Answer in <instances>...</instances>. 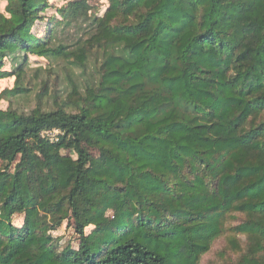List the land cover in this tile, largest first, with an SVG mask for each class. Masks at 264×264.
<instances>
[{
  "label": "trees",
  "instance_id": "16d2710c",
  "mask_svg": "<svg viewBox=\"0 0 264 264\" xmlns=\"http://www.w3.org/2000/svg\"><path fill=\"white\" fill-rule=\"evenodd\" d=\"M7 1L0 81L17 51L86 67L84 46L32 34L50 0ZM108 1L92 83L50 112L0 109V264H199L237 215V264H264V0ZM17 71L0 102L27 91ZM64 222L78 248L55 243Z\"/></svg>",
  "mask_w": 264,
  "mask_h": 264
},
{
  "label": "rangeland",
  "instance_id": "374dc122",
  "mask_svg": "<svg viewBox=\"0 0 264 264\" xmlns=\"http://www.w3.org/2000/svg\"><path fill=\"white\" fill-rule=\"evenodd\" d=\"M85 3L88 12L81 13V17L72 23L61 22L62 17L58 10L67 7L70 3ZM7 0H0V13H5ZM49 8L43 20L33 27L32 34L38 38L52 37L51 47L64 46L67 52H76L84 46L87 60L86 67L80 68L74 58H44L36 55L25 57L24 52L17 51L9 56L4 63L2 71L12 72L14 77L0 81V94L5 89H12L19 76L18 69L23 70L18 87L27 90L24 94L0 102V109H12L20 114H29L36 108L39 101L43 111H53L64 106V102L71 96L73 88L83 92L84 88L94 80L96 72L103 58V52L90 49L86 41L94 34L92 22L94 18H102L110 7L108 0H50ZM51 22V23H50ZM25 58V59H24ZM40 96V97H39ZM1 166V164H0ZM114 212L108 213L113 218ZM242 216H234L227 225L226 233L212 245L209 253L204 255L199 264H237L241 253L232 251L230 239L234 237L241 247L248 245L246 236L236 233ZM23 216L14 218L16 226L23 225ZM55 243L60 249L68 246L78 248L79 240L73 228L64 222L55 231L51 232Z\"/></svg>",
  "mask_w": 264,
  "mask_h": 264
},
{
  "label": "built area",
  "instance_id": "2783aa9c",
  "mask_svg": "<svg viewBox=\"0 0 264 264\" xmlns=\"http://www.w3.org/2000/svg\"><path fill=\"white\" fill-rule=\"evenodd\" d=\"M60 132L59 131H57V130H54V131H47V132H43L41 135L43 136V137H45V136H54V135H57V134H59ZM54 139H52V141H53Z\"/></svg>",
  "mask_w": 264,
  "mask_h": 264
}]
</instances>
